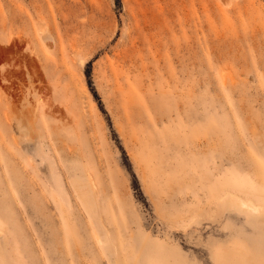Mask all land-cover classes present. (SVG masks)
I'll return each mask as SVG.
<instances>
[{"label": "rangeland", "instance_id": "rangeland-1", "mask_svg": "<svg viewBox=\"0 0 264 264\" xmlns=\"http://www.w3.org/2000/svg\"><path fill=\"white\" fill-rule=\"evenodd\" d=\"M262 150L264 0H0V264H264Z\"/></svg>", "mask_w": 264, "mask_h": 264}, {"label": "bare ground", "instance_id": "bare-ground-1", "mask_svg": "<svg viewBox=\"0 0 264 264\" xmlns=\"http://www.w3.org/2000/svg\"><path fill=\"white\" fill-rule=\"evenodd\" d=\"M80 185V184H79ZM82 185V184H81ZM76 187V186H75ZM86 187V186H85ZM258 187H260L259 186V184H258ZM255 188V187H254ZM62 189V188H61ZM83 189V188H82ZM78 190V189H77ZM80 190H81V187H80ZM87 191V190H86ZM77 192H79V191H77ZM85 192V189H84V191L83 192H80L79 194H81L82 193V197H84V196H86L85 198H87V199H84L85 200V202L87 201L88 203H90V198L88 197V196H90V195H88L87 193H84ZM90 193V192H89ZM250 194V193H249ZM249 194H247V195H249ZM79 196V195H78ZM237 195H235V197H236ZM234 197V196H233ZM237 197H239V195L237 196ZM248 198V197H247ZM80 199H82L81 197H80ZM236 199V201H238L237 203L239 204V206L237 205V203H233L232 204V206L234 205L235 206V204L239 207V212L241 211V213L243 212L245 215L247 214V216H249L250 217V219L252 220V219H255V220H259V221H262L263 223H264V211H262V209H264V205L263 204H261V203H259V202H256L255 200H253V199H251V198H248V199H241V197H239V198H235ZM239 199V200H238ZM83 200V199H82ZM232 201V200H231ZM230 201V202H231ZM235 201V202H236ZM86 202V203H87ZM230 204V203H229ZM86 206V205H85ZM88 206H90V205H88ZM87 206V207H88ZM226 206V205H225ZM229 206V205H228ZM233 206V207H234ZM227 207V206H226ZM236 207V206H235ZM234 207V208H235ZM92 209V208H91ZM236 209H238V208H236ZM88 211V210H87ZM93 213V212H92Z\"/></svg>", "mask_w": 264, "mask_h": 264}, {"label": "snow or ice", "instance_id": "snow-or-ice-1", "mask_svg": "<svg viewBox=\"0 0 264 264\" xmlns=\"http://www.w3.org/2000/svg\"><path fill=\"white\" fill-rule=\"evenodd\" d=\"M253 156L255 158V169L256 172L249 171L248 175L244 177L246 180L253 179L254 176L258 175L262 181L260 185V190L262 193H264V150L259 152V155H256L253 153ZM264 211V209H262ZM158 264H174L172 260H161L158 262ZM180 264H200L199 261L192 258V253L187 254V258L180 262Z\"/></svg>", "mask_w": 264, "mask_h": 264}]
</instances>
